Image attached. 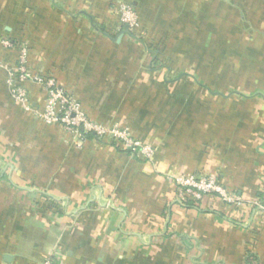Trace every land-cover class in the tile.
<instances>
[{
	"label": "crops",
	"instance_id": "crops-1",
	"mask_svg": "<svg viewBox=\"0 0 264 264\" xmlns=\"http://www.w3.org/2000/svg\"><path fill=\"white\" fill-rule=\"evenodd\" d=\"M110 1L0 0V264H264V0H125L224 26L226 39L249 42L243 56L262 49V97L221 101L187 84L203 68L151 67L150 42L122 37ZM6 38L26 44L30 69L91 119L128 123L155 156L81 142L24 110L10 95L19 51ZM26 87L42 110L44 89ZM186 175L217 177L246 206L181 195L174 178Z\"/></svg>",
	"mask_w": 264,
	"mask_h": 264
},
{
	"label": "rangeland",
	"instance_id": "rangeland-1",
	"mask_svg": "<svg viewBox=\"0 0 264 264\" xmlns=\"http://www.w3.org/2000/svg\"><path fill=\"white\" fill-rule=\"evenodd\" d=\"M121 6L134 10L138 17L137 26L130 28L124 26L121 22L124 16L120 10ZM109 11L111 13L108 14V18L118 21V30L124 39L130 38L137 42L147 40L151 43L149 46H153V49L143 47L147 52L144 58L151 67L171 66L175 70L179 66L203 68L202 72L184 74L187 84L192 86L190 87L192 92L198 90L200 95L219 98L220 101L226 97L238 99L262 97V56L258 54L262 49H256L257 54L254 56L241 55V53H248L249 42L226 39L228 36L225 32L226 27L191 24L194 16L185 14L184 10H173L175 15L169 19L166 14L168 10L160 8L139 10L125 0H111ZM141 11L148 13V24L141 20L139 15ZM165 18L166 21L169 19L168 24L162 23ZM125 41L124 45L127 47L129 43ZM16 42L28 49L22 41L16 40ZM255 44L258 48L262 47V42H255ZM173 74L178 73L175 71ZM221 109L220 112H222ZM103 126L126 128L133 135L136 134L128 123L112 121L111 124ZM149 146L155 156V149Z\"/></svg>",
	"mask_w": 264,
	"mask_h": 264
},
{
	"label": "built area",
	"instance_id": "built-area-1",
	"mask_svg": "<svg viewBox=\"0 0 264 264\" xmlns=\"http://www.w3.org/2000/svg\"><path fill=\"white\" fill-rule=\"evenodd\" d=\"M120 8L121 13L124 14L121 19L124 26L129 28L137 26L138 17L134 10L127 6ZM1 43L6 49L19 51L15 65L7 69L8 84L11 98L24 110L32 111L46 126L62 127L74 134L81 142H86L88 136L92 135L102 141L115 142L136 158L149 160L153 158L152 148L136 138L130 130L99 124L84 112L81 103L62 88L52 76L34 73L29 67V51L26 46L7 38ZM28 83L44 89L46 101L42 110H31L30 95L26 87ZM174 179L180 188L181 195L189 196L195 201H201L205 196H218L227 205L240 209L246 206L240 192L224 186L215 176L186 175ZM43 264H58V259L52 255Z\"/></svg>",
	"mask_w": 264,
	"mask_h": 264
},
{
	"label": "trees",
	"instance_id": "trees-1",
	"mask_svg": "<svg viewBox=\"0 0 264 264\" xmlns=\"http://www.w3.org/2000/svg\"><path fill=\"white\" fill-rule=\"evenodd\" d=\"M131 35H132V34H131ZM149 44H151V43H149ZM149 44H148V48H149V49H153L154 47H153V46L151 47V45L149 46Z\"/></svg>",
	"mask_w": 264,
	"mask_h": 264
}]
</instances>
